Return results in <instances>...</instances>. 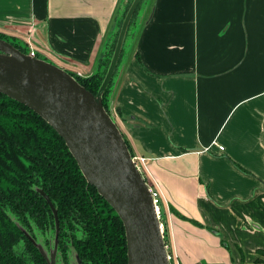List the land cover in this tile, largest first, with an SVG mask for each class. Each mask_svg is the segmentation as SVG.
Masks as SVG:
<instances>
[{
  "label": "crops",
  "instance_id": "0c3cea01",
  "mask_svg": "<svg viewBox=\"0 0 264 264\" xmlns=\"http://www.w3.org/2000/svg\"><path fill=\"white\" fill-rule=\"evenodd\" d=\"M128 2L0 0V35L90 77ZM143 2L109 106L160 190L167 254L264 264V0Z\"/></svg>",
  "mask_w": 264,
  "mask_h": 264
},
{
  "label": "trees",
  "instance_id": "16d2710c",
  "mask_svg": "<svg viewBox=\"0 0 264 264\" xmlns=\"http://www.w3.org/2000/svg\"><path fill=\"white\" fill-rule=\"evenodd\" d=\"M132 1L124 8L109 46L108 67ZM0 39L10 40L3 35ZM10 44L27 54L18 44ZM122 50L123 45L118 63ZM106 72L84 78L68 73L96 95ZM111 85L112 80L102 96L107 112ZM124 141L132 156V149ZM47 232L55 235L65 264L68 243L80 264H127L121 220L86 182L62 138L29 108L0 94V264H50L36 245L38 234Z\"/></svg>",
  "mask_w": 264,
  "mask_h": 264
},
{
  "label": "water",
  "instance_id": "95a60500",
  "mask_svg": "<svg viewBox=\"0 0 264 264\" xmlns=\"http://www.w3.org/2000/svg\"><path fill=\"white\" fill-rule=\"evenodd\" d=\"M133 0L122 21L112 58L96 93L68 72L24 54L0 39V94L36 113L62 138L86 182L121 220L127 264H169L161 225L149 190L134 166L115 122L103 107L131 18Z\"/></svg>",
  "mask_w": 264,
  "mask_h": 264
},
{
  "label": "rangeland",
  "instance_id": "374dc122",
  "mask_svg": "<svg viewBox=\"0 0 264 264\" xmlns=\"http://www.w3.org/2000/svg\"><path fill=\"white\" fill-rule=\"evenodd\" d=\"M131 1L132 0H129L128 4H130ZM144 4L145 3L143 2L141 7H140L141 9L139 10V12H137L135 14L132 26L130 27V29L128 31V34L126 36V39L124 41L123 50H122L123 53L125 51H127V49L130 48V44H131L132 40L134 39V35H135V32H136L135 30L137 29V27L139 25V23H138L139 19L141 18V13L140 12H142V7H144ZM123 13H122V15H123ZM119 24H120V22H119ZM119 24H118V28L116 29V32L119 29ZM115 37L113 36V38H115ZM113 38H112V40H114ZM7 41L9 43L18 44L19 47L24 49V51L27 53V55L31 54V52L28 49H26L22 44H19V42H17L16 40H13V39L8 40L7 39ZM110 44H109V46H110ZM109 49L110 48L108 47V49H107V51L105 53L106 57L104 55L103 64L98 68V71L96 73H101L102 74V73H104V71H107V68H108L107 60L109 59L108 56H109V51H110ZM96 73H94V74H96ZM81 76L82 75H80L78 77H81ZM81 78H84V77H81ZM110 95L111 94L109 93L108 96H107V101H106L107 104L106 105H107V108H108V112L107 111L106 112H107V114H109V116L112 118V120L115 121V123H116L117 120H116V117L114 116V112L110 109V106H109ZM162 206H163V204L161 203V206H160V210H161L160 212L161 213H160V216H159V222H160V225H161V231H162V236H163V240H164L165 249H166V252H168V249L166 248L167 245H168V242H167L168 241V235H167L166 228H165V214H164V209H162ZM36 245L42 251V253L46 256V258L48 259V261L51 264H65L63 259H62V255H61V253L58 250L57 241L55 239V235L53 236V233L47 232L46 235L38 234V237H37V240H36ZM66 255H67V264H80L78 259H77V256H76L74 250L69 245V243L67 244Z\"/></svg>",
  "mask_w": 264,
  "mask_h": 264
},
{
  "label": "built area",
  "instance_id": "2783aa9c",
  "mask_svg": "<svg viewBox=\"0 0 264 264\" xmlns=\"http://www.w3.org/2000/svg\"><path fill=\"white\" fill-rule=\"evenodd\" d=\"M30 56H34V53L31 52ZM220 151H223V147H219L218 148ZM131 160L134 164V166L136 167V169L138 170V172L140 173V175L142 176L148 190H149V193L151 195V198L153 200V205L155 207V212H156V215L157 217L159 218L160 216V206H161V203H162V196H161V193H160V190L158 187H156V185L149 180L148 176H147V168H146V162H145V159L141 156H138V155H135L133 154L131 156ZM168 256V261H169V264H172V260L170 258V256L167 254Z\"/></svg>",
  "mask_w": 264,
  "mask_h": 264
},
{
  "label": "flooded vegetation",
  "instance_id": "af4514ba",
  "mask_svg": "<svg viewBox=\"0 0 264 264\" xmlns=\"http://www.w3.org/2000/svg\"><path fill=\"white\" fill-rule=\"evenodd\" d=\"M51 264V263H50Z\"/></svg>",
  "mask_w": 264,
  "mask_h": 264
}]
</instances>
